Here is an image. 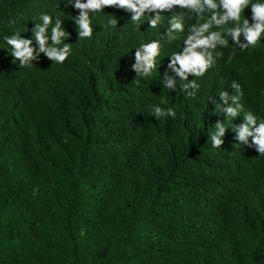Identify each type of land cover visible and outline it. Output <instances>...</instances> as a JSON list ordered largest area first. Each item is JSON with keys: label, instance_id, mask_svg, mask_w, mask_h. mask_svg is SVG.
I'll list each match as a JSON object with an SVG mask.
<instances>
[{"label": "trees", "instance_id": "16d2710c", "mask_svg": "<svg viewBox=\"0 0 264 264\" xmlns=\"http://www.w3.org/2000/svg\"><path fill=\"white\" fill-rule=\"evenodd\" d=\"M42 12L64 19L72 54L20 67L3 35L30 37ZM77 13L64 0H0V264H264V156L236 140L243 114L226 120L212 103L237 79L244 110L264 116V39L231 60L223 49L187 97L159 81L182 41L136 84L134 47L154 30L106 6L77 40ZM161 95L174 119L147 115Z\"/></svg>", "mask_w": 264, "mask_h": 264}, {"label": "clouds", "instance_id": "9594fccd", "mask_svg": "<svg viewBox=\"0 0 264 264\" xmlns=\"http://www.w3.org/2000/svg\"><path fill=\"white\" fill-rule=\"evenodd\" d=\"M64 5L78 10L76 15L67 17L76 26L77 40L92 37V17L104 12L106 6L129 13L130 22L136 27L140 28L147 22V29L154 30V38L134 47V63L130 67L136 73L133 80L136 84L141 78L152 76L164 44L182 41L181 46L168 55L169 62L163 74H159V81L163 89H179L187 97L196 96L200 88L196 78L217 65L223 49L231 45L228 57L231 60L237 51L254 48L264 39V0H64ZM245 8H250L251 22L241 16ZM63 22L64 19L55 13L42 12L30 37L25 38L19 31L4 34L3 41L14 62H18L20 67L31 68L34 61H40L43 53L47 60L63 65L72 54L71 44L66 42L70 33ZM99 24L105 27L103 23ZM116 24L117 19L113 15L106 18L107 27L113 28ZM190 75L192 79H189ZM226 81L233 90L232 94L223 89L218 91L219 99H212L215 109L224 113L226 120H233L242 113L243 121L232 125L236 140L255 147L259 155L264 156V116L244 110L241 103L244 92L239 80L226 79L222 83ZM168 103L161 95L159 102L148 109L147 115L156 121L169 117L174 119L175 108ZM212 129L208 142L213 148H219L225 135V122L217 121Z\"/></svg>", "mask_w": 264, "mask_h": 264}]
</instances>
